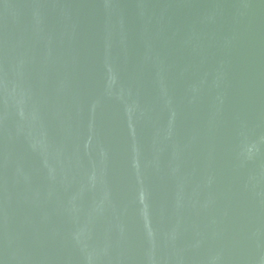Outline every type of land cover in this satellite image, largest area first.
<instances>
[{"label": "water", "instance_id": "95a60500", "mask_svg": "<svg viewBox=\"0 0 264 264\" xmlns=\"http://www.w3.org/2000/svg\"><path fill=\"white\" fill-rule=\"evenodd\" d=\"M0 264H264V0H0Z\"/></svg>", "mask_w": 264, "mask_h": 264}]
</instances>
